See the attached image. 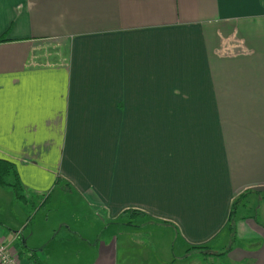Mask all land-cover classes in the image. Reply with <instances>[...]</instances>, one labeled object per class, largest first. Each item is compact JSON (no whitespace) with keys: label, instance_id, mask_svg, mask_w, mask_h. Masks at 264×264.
Here are the masks:
<instances>
[{"label":"crops","instance_id":"crops-1","mask_svg":"<svg viewBox=\"0 0 264 264\" xmlns=\"http://www.w3.org/2000/svg\"><path fill=\"white\" fill-rule=\"evenodd\" d=\"M0 160L44 204L61 186L108 219L129 210L171 232L178 258L209 252L237 195L264 199V6L0 0ZM97 231L71 239L117 264L116 238L98 239L111 229ZM12 233L0 239L18 263H40ZM252 234L250 252L212 255L264 264V224ZM160 244L129 240L124 254L149 264Z\"/></svg>","mask_w":264,"mask_h":264},{"label":"rangeland","instance_id":"rangeland-1","mask_svg":"<svg viewBox=\"0 0 264 264\" xmlns=\"http://www.w3.org/2000/svg\"><path fill=\"white\" fill-rule=\"evenodd\" d=\"M22 194L25 202L16 200L10 189L0 188V236H11L17 231L20 234L17 244L22 246L25 241L29 246H35L33 250L40 255L41 264H92V248L76 245L71 232L87 239L89 232L107 228L113 234L107 236L99 232L98 239L106 242L116 238L117 264H139L141 251L129 250L126 256L124 254V246L129 240L146 245L148 241L161 239V246L149 247L146 251L149 264H226L225 258L212 254L222 253L223 256L234 251L232 255L237 257L263 242L252 234L254 225L264 224V199L254 194L243 196L229 222L231 228L223 230L217 242L208 245L209 252L206 249L189 250L187 258H178L182 254L177 249L178 239L171 232L158 231L161 226L136 221L127 225V221L120 218L108 219L100 211L75 201L74 193L61 186L53 190L42 206V196L31 197L25 191ZM19 225L21 227L15 229ZM9 240L7 238L6 242Z\"/></svg>","mask_w":264,"mask_h":264},{"label":"trees","instance_id":"trees-1","mask_svg":"<svg viewBox=\"0 0 264 264\" xmlns=\"http://www.w3.org/2000/svg\"><path fill=\"white\" fill-rule=\"evenodd\" d=\"M260 3H261V5L264 6V0H260ZM0 188L10 189L13 192L14 198L16 200H21L22 202H25L23 194H22L24 192V190H23V187L19 181L16 170L10 162L5 161V160H0ZM243 196H244V193H241V194L236 196L233 203L231 204V208L229 211V217L228 218H230V215L234 213L235 208L239 205ZM43 201H44V199H43ZM43 201L41 203V206L44 204ZM132 216H141V215L138 213H133L132 211H129V210L123 211L120 214V218L123 220H126L127 224L130 223ZM206 248H208V247H197L195 249L205 250ZM217 256H220V254ZM27 260H28L29 264H40L34 258L33 252H31V254Z\"/></svg>","mask_w":264,"mask_h":264},{"label":"built area","instance_id":"built-area-1","mask_svg":"<svg viewBox=\"0 0 264 264\" xmlns=\"http://www.w3.org/2000/svg\"><path fill=\"white\" fill-rule=\"evenodd\" d=\"M0 264H19L17 258H15L7 245L0 239Z\"/></svg>","mask_w":264,"mask_h":264}]
</instances>
